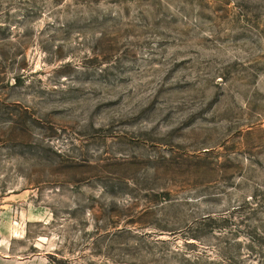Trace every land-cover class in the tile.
Returning a JSON list of instances; mask_svg holds the SVG:
<instances>
[{
    "label": "rangeland",
    "instance_id": "rangeland-1",
    "mask_svg": "<svg viewBox=\"0 0 264 264\" xmlns=\"http://www.w3.org/2000/svg\"><path fill=\"white\" fill-rule=\"evenodd\" d=\"M0 264H264V0H0Z\"/></svg>",
    "mask_w": 264,
    "mask_h": 264
}]
</instances>
